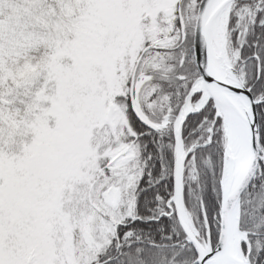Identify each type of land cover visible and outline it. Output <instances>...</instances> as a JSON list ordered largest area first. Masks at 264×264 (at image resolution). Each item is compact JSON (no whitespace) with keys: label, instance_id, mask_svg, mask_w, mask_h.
Here are the masks:
<instances>
[{"label":"snow or ice","instance_id":"1","mask_svg":"<svg viewBox=\"0 0 264 264\" xmlns=\"http://www.w3.org/2000/svg\"><path fill=\"white\" fill-rule=\"evenodd\" d=\"M0 264H264V0H0Z\"/></svg>","mask_w":264,"mask_h":264}]
</instances>
